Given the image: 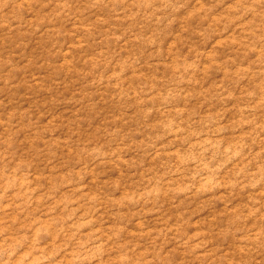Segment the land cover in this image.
Returning a JSON list of instances; mask_svg holds the SVG:
<instances>
[{
	"label": "rangeland",
	"instance_id": "rangeland-1",
	"mask_svg": "<svg viewBox=\"0 0 264 264\" xmlns=\"http://www.w3.org/2000/svg\"><path fill=\"white\" fill-rule=\"evenodd\" d=\"M0 264H264V0H0Z\"/></svg>",
	"mask_w": 264,
	"mask_h": 264
}]
</instances>
